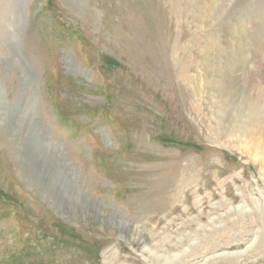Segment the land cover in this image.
Instances as JSON below:
<instances>
[{
  "label": "rangeland",
  "instance_id": "rangeland-1",
  "mask_svg": "<svg viewBox=\"0 0 264 264\" xmlns=\"http://www.w3.org/2000/svg\"><path fill=\"white\" fill-rule=\"evenodd\" d=\"M209 77L264 135V0H0V264H264V171Z\"/></svg>",
  "mask_w": 264,
  "mask_h": 264
},
{
  "label": "bare ground",
  "instance_id": "bare-ground-1",
  "mask_svg": "<svg viewBox=\"0 0 264 264\" xmlns=\"http://www.w3.org/2000/svg\"><path fill=\"white\" fill-rule=\"evenodd\" d=\"M235 65L236 63L227 64L230 70H234ZM213 71L214 70H210V77L213 74ZM210 77L208 80L209 83L208 86L211 89V91H213L212 95L215 96L212 98L216 100V104H217V110H216L217 119L221 121L220 119L221 116L225 117L226 114H231V112L233 113L232 109L233 106H235L234 104H237L239 105V107H241L242 114L245 117L244 124L246 129V131H244L243 133L246 135V137L248 136V142H246L245 146L243 147L247 151L249 158H251L254 162L258 163L261 169L264 171V135H262L261 132L260 109L256 107V105L253 102H251L250 99L243 94V92H239L240 88L242 90V85L236 79L237 77H232L227 80L228 83L227 89L221 88L220 86L221 84H219L220 83L219 79H215L214 77L215 80L214 82H212ZM216 91H219V94H217ZM29 110H31L30 105L25 107V109L23 110L21 116L22 118L20 120L21 122L24 123L26 121V117L30 113ZM37 159L38 160L36 164L32 166L34 171L45 173L53 180L62 181L66 189H69L72 193L78 196L77 206H79L81 209H83V207L81 206L89 204V202H87L88 200L87 197L80 191H77L65 178H63V174L61 173V171L58 170L59 168L55 164L56 158L49 144L42 146L38 150ZM260 203H261L260 199L259 200L257 199L255 204L259 206ZM122 223L124 222L122 221ZM126 226L128 225L126 224Z\"/></svg>",
  "mask_w": 264,
  "mask_h": 264
}]
</instances>
